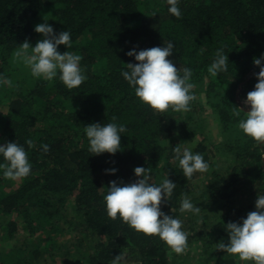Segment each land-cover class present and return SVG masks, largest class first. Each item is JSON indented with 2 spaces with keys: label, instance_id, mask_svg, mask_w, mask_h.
<instances>
[{
  "label": "trees",
  "instance_id": "16d2710c",
  "mask_svg": "<svg viewBox=\"0 0 264 264\" xmlns=\"http://www.w3.org/2000/svg\"><path fill=\"white\" fill-rule=\"evenodd\" d=\"M168 7L166 0H0V76L13 85H0V145H22L32 165L30 176L15 181L16 190L0 189V214H17L30 228L44 229L48 237H40V243H47L52 234L73 231L81 240L86 235L93 251L88 264H111L119 254L139 264H173L176 256L158 237L111 220L104 196L110 181L132 183L139 179L136 167L150 168L151 183L159 185L168 176L177 185L161 211L179 219L184 215L179 212L181 194L191 196L200 174L187 180L173 158V149L179 145L183 150L182 140L194 137L187 122L191 111L154 114L121 75L126 64L137 63L126 55L134 48L138 52L172 41L168 59L181 75L188 67L193 72L190 82L207 80L206 101L219 115L225 149L233 159L224 174L214 171L218 169L205 141L191 150L204 156L216 177L210 195H204L219 205L210 230L213 241H229L226 224L242 223L256 210L258 195H264V144L257 145L239 129L244 113L233 115L235 107L246 112L243 102L258 82L260 69L253 59L264 54V0H179L181 19ZM45 22L56 34L71 33L72 48L60 45L61 54L70 50L83 57L88 79L77 89L69 91L58 77L52 82L33 78L29 68L13 60L25 40L35 47L43 38L34 29ZM221 48L228 55V70L212 77L207 69ZM113 116L127 128L121 133V151L93 156L84 127L110 123ZM28 139L35 147H28ZM43 144L49 145V152H43ZM113 168L115 174L106 172ZM4 180L0 169V188ZM239 193L249 202L236 205L232 198ZM18 225L17 220L8 222L9 235ZM29 247L0 252V264H36L38 253ZM212 264L239 263L219 252Z\"/></svg>",
  "mask_w": 264,
  "mask_h": 264
},
{
  "label": "clouds",
  "instance_id": "9594fccd",
  "mask_svg": "<svg viewBox=\"0 0 264 264\" xmlns=\"http://www.w3.org/2000/svg\"><path fill=\"white\" fill-rule=\"evenodd\" d=\"M168 12L177 19L182 18L179 8V0H166ZM154 12L152 16H155ZM35 32L42 35L32 47L25 40L13 53V60L22 63L30 69L33 78L43 79L48 82L55 78L63 83L69 90L79 88L88 77L85 69L81 67L83 57L73 51L61 54L58 51L60 45L72 48L71 33L66 30L59 34L47 22L35 26ZM164 47H152L140 51L135 48L126 53L134 57L137 63L126 64L127 70L121 71L124 80L134 89L139 100L153 110L154 114L164 116L169 110L177 113L191 111L192 102L197 99L192 92L195 85L190 82L193 75L192 69L177 68L172 56L174 45L172 41L164 42ZM264 54L260 58H254L253 63L260 71L256 75L257 83L254 90L247 93L243 102L250 106V111L244 112L242 108L235 107L233 115L244 119L238 123L239 129L254 140L257 145L264 144ZM229 59L223 48L218 49L215 58L207 71L210 76L217 77L228 70ZM0 85L12 87V81L0 76ZM117 118L112 117V122L107 124L91 123L84 127L89 142V152L93 156L108 153L115 155L121 151V133L127 131L123 124L116 123ZM29 148L35 147L33 140L25 141ZM44 153L49 152V145L43 144ZM0 154L4 163H0L3 177L6 180L17 181L27 178L31 174L32 165L28 159L25 148L17 142H9L0 145ZM173 158L179 162L183 176L192 180L197 173H206L209 164L201 153H193L191 149L183 150L178 145L173 149ZM117 169L106 170L115 174ZM135 182L110 181L108 192L104 196L107 216L116 221L120 219L137 233L148 237H158L171 252L177 255L186 254L188 251L189 233L183 230V221L165 214L161 206L171 201L176 184L168 176L159 185L151 183V169L136 167ZM255 211H250L242 223L228 222L226 232L229 236L227 244L221 240L216 245V250L226 252L237 257L239 261L252 262V264H264V195H258L255 201ZM181 214L191 213L200 216L201 208L191 202V198L181 194L179 208ZM202 222V218L198 223ZM111 264H127L123 254L117 255L111 260Z\"/></svg>",
  "mask_w": 264,
  "mask_h": 264
},
{
  "label": "rangeland",
  "instance_id": "374dc122",
  "mask_svg": "<svg viewBox=\"0 0 264 264\" xmlns=\"http://www.w3.org/2000/svg\"><path fill=\"white\" fill-rule=\"evenodd\" d=\"M195 87L192 90L196 94V102L192 104L190 119L188 126L195 130L194 137L182 140V148H189L193 150L196 145L205 141L211 150V161L215 163V167L218 170L216 172L226 173V169L229 165L233 164L231 154L226 151V135L223 124L220 122V118L214 107L207 103L205 96V89L207 87V80L203 83L194 84ZM192 110H195L192 112ZM246 112L250 111L248 106L244 109ZM222 144V145H221ZM220 145V148L217 147ZM211 169V168H210ZM214 173L208 170V172L199 174L194 182V190L191 193L190 198H198V201H191L194 205L201 208L200 216H195L191 213H184L179 218L183 221V230L189 233L188 236V251L186 254L177 255L176 261L173 264H185L186 258L189 264H212L216 259L217 253L221 252L224 255L230 257L231 255L223 251L216 250V245L219 241H213L210 230L211 225L217 221L219 217L218 209L219 205L210 204L213 198H209V188L215 185ZM127 181V180H126ZM125 182V180L123 181ZM17 184L15 181L4 180L0 189L5 192L16 190ZM1 194V193H0ZM208 195L207 197L204 195ZM245 194H237L233 196L236 205L241 204L242 201H247ZM209 202V203H208ZM211 205V206H210ZM1 212V211H0ZM19 215L17 214H0V252L12 251L15 248H21L28 250L29 246L34 248L37 252L36 260L33 259L36 264H88L87 258L91 251L90 242L92 239L83 235L82 240L75 232L62 234H52L47 243H40V237H48L47 232L44 229H32L27 225L26 221L20 222ZM202 218V222L198 223V220ZM12 220L18 221V228L14 234L9 235L8 222ZM45 239V238H44ZM228 243V240L225 241ZM31 244V245H29ZM34 254V253H33ZM34 256V255H33ZM175 259V258H174ZM31 260V259H30ZM234 260L239 264H252V262L239 261L237 257ZM32 261V260H31ZM184 261V262H182ZM127 264H139L136 262H129Z\"/></svg>",
  "mask_w": 264,
  "mask_h": 264
}]
</instances>
